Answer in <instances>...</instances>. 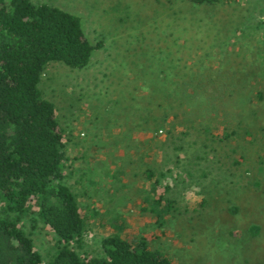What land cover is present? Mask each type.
Returning a JSON list of instances; mask_svg holds the SVG:
<instances>
[{"label": "rangeland", "instance_id": "obj_1", "mask_svg": "<svg viewBox=\"0 0 264 264\" xmlns=\"http://www.w3.org/2000/svg\"><path fill=\"white\" fill-rule=\"evenodd\" d=\"M223 1L195 6L184 0H31L76 15L86 39L100 42L85 67L51 62L38 84L54 105L66 141L63 182L85 219L82 241L71 247L82 259L100 255L99 239L118 233L129 241L146 238L172 264H264V219L256 216L259 201L251 192L254 179L264 187V116L251 125V135L241 130L221 141L224 128L216 115L210 126H197L190 135L176 129L165 140L161 129L152 142L138 118L128 122L130 99L148 95L142 72L149 71L158 49L195 59L205 47H241L247 60L251 52L253 60L261 59L264 0ZM209 58L214 67L243 62L233 54L225 60V53L211 52ZM232 157L240 163L229 166ZM148 167L174 201L161 230L138 210L148 189ZM215 182L220 192L213 190ZM229 185V197H240L246 208L244 223L222 212ZM241 185L249 193H241ZM201 201L209 204L201 207ZM251 220L262 226L260 237L242 236ZM21 222L45 262L54 249L53 233L34 216Z\"/></svg>", "mask_w": 264, "mask_h": 264}, {"label": "trees", "instance_id": "obj_2", "mask_svg": "<svg viewBox=\"0 0 264 264\" xmlns=\"http://www.w3.org/2000/svg\"><path fill=\"white\" fill-rule=\"evenodd\" d=\"M184 1L195 6L225 2ZM99 48L100 42L91 44L86 39L74 14L31 0H0V264H172L159 247H149L142 236L129 241L118 233L105 235L99 239L101 254L87 259L71 247L80 245L85 219L74 193L63 182L66 141L54 105L43 98L38 84L47 64L58 62L80 69ZM227 49L205 47L195 59L158 49L150 57L149 71L142 72L148 95L130 99L134 104L129 108L133 104L135 109H129V124L138 118L147 126L152 142L161 129H165V140L176 129L190 135L197 126H210V117L216 115L224 128L219 141L241 130L249 135L254 121L264 116V54L259 53L257 61L251 52L247 60L241 47ZM211 52L225 53V60L233 54L243 62L214 67L207 62ZM239 163L232 157L229 166ZM182 172L190 175L187 169ZM144 177L148 189L138 210L152 217L161 230L174 201L166 195L167 187L160 185L154 169L146 168ZM218 183L213 188L217 192L223 189ZM252 186L259 201L254 211L263 220L264 187L256 179ZM231 189L229 185L225 190L228 196L223 202L228 208L224 206L222 212L236 223H244L246 208L240 197H229ZM240 190L249 193L243 185ZM208 204L201 201L199 205ZM27 216L36 217L55 237L53 252L45 262L21 226ZM246 224L243 237L262 235L260 223L251 220Z\"/></svg>", "mask_w": 264, "mask_h": 264}]
</instances>
